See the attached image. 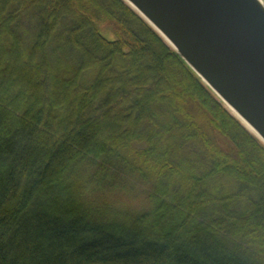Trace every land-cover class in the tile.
<instances>
[{
    "label": "trees",
    "instance_id": "obj_1",
    "mask_svg": "<svg viewBox=\"0 0 264 264\" xmlns=\"http://www.w3.org/2000/svg\"><path fill=\"white\" fill-rule=\"evenodd\" d=\"M0 264H264V145L121 0H0Z\"/></svg>",
    "mask_w": 264,
    "mask_h": 264
},
{
    "label": "water",
    "instance_id": "obj_2",
    "mask_svg": "<svg viewBox=\"0 0 264 264\" xmlns=\"http://www.w3.org/2000/svg\"><path fill=\"white\" fill-rule=\"evenodd\" d=\"M121 1L264 145V0Z\"/></svg>",
    "mask_w": 264,
    "mask_h": 264
},
{
    "label": "rangeland",
    "instance_id": "obj_3",
    "mask_svg": "<svg viewBox=\"0 0 264 264\" xmlns=\"http://www.w3.org/2000/svg\"><path fill=\"white\" fill-rule=\"evenodd\" d=\"M111 39V37H109Z\"/></svg>",
    "mask_w": 264,
    "mask_h": 264
}]
</instances>
